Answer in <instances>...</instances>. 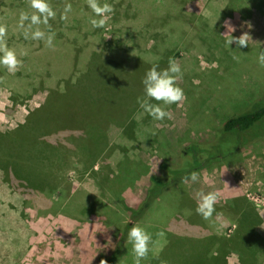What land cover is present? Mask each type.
Segmentation results:
<instances>
[{
    "label": "rangeland",
    "instance_id": "374dc122",
    "mask_svg": "<svg viewBox=\"0 0 264 264\" xmlns=\"http://www.w3.org/2000/svg\"><path fill=\"white\" fill-rule=\"evenodd\" d=\"M48 2L56 11L53 29L59 27L54 33V48L46 47L43 40L25 39L18 27L20 12L33 11L28 0H0V23L8 27V46L22 61L15 73L0 66V264L35 262L29 257L35 231L42 240L41 247L38 244V263L41 253L52 249L59 254L53 264H100V255L109 257L113 253L130 222L121 197L131 206L139 204L147 197L150 177L161 174L162 162L177 167L183 149L195 142L207 144L201 158L215 154L227 158L224 164L229 166L222 163L220 168L231 167L240 191L231 185L233 194L230 189L223 190L219 167L198 172L197 199L199 193L211 189L210 180L218 178L214 184V191L220 193L216 213L222 215L217 219L214 213L208 221L196 213L197 204L187 194L194 182L164 194L160 209L154 208L135 224L159 240L141 264H192L195 257L189 242L193 238L205 237L212 231L214 235H232L241 217L255 226L254 232L264 239V229L260 228L264 225V131L253 137L251 145L242 147L232 133L225 134V143H220L216 132L227 118L264 103V67L257 61L258 53L264 50V0H99L101 5L111 4L114 12L105 27L98 29L89 23L94 14L86 0ZM65 3L72 5L67 21L61 19ZM156 18L159 20L154 21ZM226 20L236 29L234 37L244 32L251 36L248 47L238 50L235 44L226 46L221 36L227 31L223 27ZM73 25L75 28L71 29ZM40 27L46 34L51 33ZM101 51L121 62L122 66L114 69L115 75H102L103 69L97 70L95 59L102 58L96 54ZM234 54L239 57L238 62L233 59ZM169 58H175L181 66L182 79L177 84L186 99L179 104L161 105L171 112L172 119L158 122L137 103L144 96L142 81L152 67L145 71L146 67L137 62L157 64L162 70L168 67ZM89 65L91 69L87 71ZM122 68L130 73L138 70L135 82L129 81ZM72 77L73 83L85 87L93 98L114 94L112 101L125 110L121 113L125 115L124 125L132 128V138L122 135V127L108 128L114 153L95 171L80 176L74 168L67 170L68 181L58 187L51 199L14 182L22 194L5 180V166L13 164L20 171L23 162L12 158L8 151H14L16 144L26 145L24 148L36 145L39 133L20 130V126L27 122L31 111L46 103L50 89ZM108 77L114 80L113 84ZM64 129L67 139L73 136ZM48 142L69 145L56 138ZM32 159L41 162L37 157ZM142 163L149 167L146 174L127 173V179L120 183L123 169ZM182 163L178 174L184 176L189 159ZM59 197L60 203L54 204ZM94 200L98 201L95 215L91 208ZM159 232L164 236L157 237ZM131 249L127 239L119 264H134ZM255 257L257 264H264L263 251L259 249L248 262L253 263ZM227 262L243 264L235 252L229 254Z\"/></svg>",
    "mask_w": 264,
    "mask_h": 264
},
{
    "label": "trees",
    "instance_id": "16d2710c",
    "mask_svg": "<svg viewBox=\"0 0 264 264\" xmlns=\"http://www.w3.org/2000/svg\"><path fill=\"white\" fill-rule=\"evenodd\" d=\"M158 20L159 18L154 19V21ZM52 22V19H50V31L44 25L41 26L42 28L45 27V29L51 33L58 32L59 27H54L53 29V26H56V24ZM74 28L75 25H73L71 29ZM147 28H150V25H148ZM75 31L78 32V29ZM62 36H64V34ZM96 55L102 58L95 59V64L98 66L97 70L103 69V71H100L102 75L106 72L112 75L114 69L122 66L120 65L121 62H119V59L114 57V55L105 56L102 51L98 52ZM137 65L146 67L145 71L153 66L143 62H137ZM87 68V71H90L91 66L89 65ZM123 70L127 73L129 81L135 82V74L138 70L135 73H130L125 68ZM113 75H115V73ZM130 78H132V80ZM107 79H109L110 84L114 83V80L110 77ZM107 79L104 82H106ZM73 80L74 77L65 79L59 83L57 88L50 89L46 103L41 108L31 111L27 122L20 126V130L37 131L39 133L40 143L37 141V143H35L36 145L30 144L32 145L30 148H24L26 145H21L19 147L16 144V149L14 151H8L12 158H18L23 161L19 166L20 171L16 170L11 163V166H5L4 168L5 180L12 188L16 189L17 186L14 182H17L33 193L38 191L49 198H54V194L58 190V187L68 181V177L66 176L67 170L74 168L80 176H83L89 171H95L97 165H101L110 153H114V149L110 147L111 144L108 136L110 129L108 128L111 127V129H113L122 127V135L125 134L126 137L132 138V128L128 126V124L124 125L125 115L121 112L125 110L122 105L114 102L115 100L112 101V99H115L113 98V93L104 98H93L85 87L73 83ZM97 86L98 84H96V87ZM262 100L264 102V99ZM105 125L106 128H104ZM64 128H66V130L69 129L73 136L67 139L65 131H63L65 130ZM262 131H264V103L257 109L227 118L224 124L217 128L216 132L220 143H225V134L232 133L235 137L234 140H237L240 147H242V145H251L254 140L253 137ZM51 138H56L60 143L67 142L69 145L51 144L48 142ZM38 144H42L43 146L37 147ZM206 145L207 144L195 142L183 149L180 155L181 161L177 167H173L168 162L163 161L160 166L161 174L150 177V187L147 197L136 206L129 205L126 203V200L121 197L122 208L124 212L129 213L130 222L119 237L113 253L109 257L100 255L99 261L103 259L107 260L108 264H119L125 250L130 228L144 219L154 208L159 210L164 194L171 191L173 188L183 185V183H181L183 177L188 176L191 172L198 173L213 167L220 168V166L224 164L227 158H222L219 154L201 158L203 155L202 152L208 149ZM35 151L38 156L34 154ZM32 156L33 158L37 157L41 159V162L35 163ZM186 159H189L190 163H187L188 172L184 176H181L178 172L183 168L182 161ZM201 159H203V161ZM213 163L219 165L217 166L216 164V166H212ZM123 164L124 162L120 164V168L123 167ZM226 165L229 166V164L226 163L223 166ZM228 166L225 168L221 167L220 171L225 180L226 178L230 179L229 181H225V185L230 189L231 194H233L229 185H231L235 191H237V185L234 180H232ZM148 168L149 167L143 163L135 164L134 167L128 165L129 170H121L120 183L122 180L127 179V173L130 175V173L138 171L141 174H146ZM16 190L22 193L21 189L18 187ZM60 200L61 197L54 201V204L60 203ZM97 204V200H94L91 204L94 215ZM215 207L217 210L219 206L216 205ZM197 224L201 223L197 222ZM237 224L236 231L229 236L214 235L212 232L205 237L199 236L197 239L193 238L189 242L193 249V253L191 254L195 257V261L192 264H228L227 257L232 252L239 255L243 264H257L256 257L253 263L248 261L253 258V255H257L259 249L264 252V239L260 237L257 232H254L253 229H255V226H250L251 223L244 219V217H241V220L237 221ZM32 226L36 230V227H34V225ZM250 228L252 229L250 230ZM35 232L34 246L29 253L30 259H34L35 262L32 263V260H30L29 263L53 264L55 258L59 256V254L55 253L52 249L41 253V259L39 263L37 262L39 259L37 255L38 244L41 247L42 240H40L38 231Z\"/></svg>",
    "mask_w": 264,
    "mask_h": 264
},
{
    "label": "clouds",
    "instance_id": "9594fccd",
    "mask_svg": "<svg viewBox=\"0 0 264 264\" xmlns=\"http://www.w3.org/2000/svg\"><path fill=\"white\" fill-rule=\"evenodd\" d=\"M87 6L94 14V18H90L89 23L94 29L104 28L109 15L114 12L111 4H100L99 0H86ZM29 7L33 10L30 14L27 11H21L19 15L18 27L23 30L25 39L35 41L43 40L45 46L54 48V33L46 34L41 29L44 25L50 31V19H55L56 11L48 0H28ZM72 11V5L65 3L61 19L67 21L68 14ZM248 27L251 24L246 22ZM223 27L227 30L221 36L225 38L226 46L231 47L233 44L237 49L249 46L251 36L244 32L239 37H234L235 28L230 20H226ZM8 27L4 23H0V66H3L8 73H15L22 66V61L18 58L15 49L10 48L7 42ZM233 59L239 61V57L235 54ZM257 61L261 67H264V50L258 53ZM182 79V69L179 62L175 58H169L168 67L158 70V65H153L145 74L142 81L144 86V96L137 99L140 108L143 109L154 121L162 122L171 120L172 114L161 105L170 106L179 104L186 99L184 91L178 86L177 81ZM156 101L157 103H152ZM157 124V127H160ZM199 179V173L191 172L188 176L182 178L181 183L187 184L189 181L196 182ZM220 193L211 191L208 193H199L197 201L196 213L204 220L208 221L213 218L216 213V207ZM222 215L216 213L217 219ZM264 229V225L260 226ZM157 237H163L164 233L159 232ZM128 243L132 245V255L134 264H141V261L147 259L149 252L159 243V240H154L151 233L139 225H133L128 232ZM151 246V247H150ZM100 264H108L107 260H100Z\"/></svg>",
    "mask_w": 264,
    "mask_h": 264
},
{
    "label": "crops",
    "instance_id": "0c3cea01",
    "mask_svg": "<svg viewBox=\"0 0 264 264\" xmlns=\"http://www.w3.org/2000/svg\"><path fill=\"white\" fill-rule=\"evenodd\" d=\"M229 172H230V175H231V177H232V180H234V182H235V184L237 185V183H236V181H235V175H234V173H232V171H231V167H229ZM203 171V170H202ZM216 172V171H215ZM214 174H216V173H214ZM235 178V179H234ZM217 176H215V177H213V179H211L210 180V182H211V189H209V188H207V190L205 191V194L206 193H208V192H211V191H214V184L215 183H217L218 181H217ZM220 180H221V182L223 183V186H222V188H223V190H225V188L226 189H228V187H226V185H225V181H229L230 179H228V178H226V180H225V178L223 177V175H222V173H221V171H220ZM183 185H184V183H183ZM201 185V184H200ZM220 185V184H219ZM182 186V185H181ZM199 187V185H197V181L196 182H194V184L193 185H190V188L188 187V190H189V193H187V194H189L191 197H192V199L194 200V202H195V204H197V201H198V199H197V188ZM240 186H238L237 185V191L236 192H238V191H240V188H239ZM216 188H217V186H216ZM241 203H242V201H241ZM195 206H197V205H195ZM216 206V205H215ZM213 232V231H212Z\"/></svg>",
    "mask_w": 264,
    "mask_h": 264
}]
</instances>
